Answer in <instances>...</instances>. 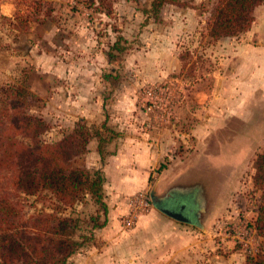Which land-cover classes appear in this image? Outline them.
Segmentation results:
<instances>
[{
	"label": "rangeland",
	"instance_id": "rangeland-1",
	"mask_svg": "<svg viewBox=\"0 0 264 264\" xmlns=\"http://www.w3.org/2000/svg\"><path fill=\"white\" fill-rule=\"evenodd\" d=\"M9 1L16 12L12 17L0 13L1 80H20L25 69L32 70L31 76L37 70H57L60 95H77L78 85L85 105L102 107L97 123L85 122L92 130L106 125L105 158L126 135L174 142L146 187L127 198L126 211L116 218L109 211L105 224L103 202L90 195L66 209L65 215L81 220L78 236L87 238L67 264H117L111 256L117 255V232L137 230L141 220H152L141 225L142 231H166L162 222L167 215L155 201L185 199L193 187L190 198L203 216L186 224L201 241L192 264H247L250 256L264 264V236L255 231L262 193L253 184L254 161L264 151V62L257 66V88L251 93L219 90L229 73L226 61L239 46L258 41L264 46V3L254 10L250 33L214 41L207 35V22L215 0L166 5L158 18L149 12L151 0H65L55 12L34 10L31 0H0V7ZM17 13L26 23L22 28H17ZM119 36L121 52L113 49ZM236 82L248 86L240 76ZM32 107L29 101L30 112ZM31 114L49 123L43 136L47 143L61 140L81 121L67 128L62 116ZM81 156L72 161L74 167ZM189 159L193 167L185 174L187 188L157 184L170 163ZM13 177L11 171H0V194L21 199ZM35 200L25 199L26 216L34 214Z\"/></svg>",
	"mask_w": 264,
	"mask_h": 264
},
{
	"label": "trees",
	"instance_id": "trees-1",
	"mask_svg": "<svg viewBox=\"0 0 264 264\" xmlns=\"http://www.w3.org/2000/svg\"><path fill=\"white\" fill-rule=\"evenodd\" d=\"M64 3L65 0H31L37 11L47 8L55 12ZM263 3L264 0H215L207 22L208 37L218 41L249 32L255 22L254 10ZM166 5L189 6L186 0H151L149 12L158 18ZM20 15L17 13L15 18L17 28L26 24ZM122 39V36L117 38L115 51L124 50ZM31 74L32 70L25 69L20 80L0 79V171L14 173L12 187L21 198L12 200L0 194V264H67L85 247L87 238L78 236L80 218L64 213L67 208L82 203L87 195L103 202L105 182L102 170L76 168L72 161L85 154L89 143L97 139V151L104 162L106 125L92 130L85 121H80L61 140L45 142L43 136L51 127L28 108ZM254 169L253 184L262 193L255 226L257 236L261 237L264 236V151L257 155ZM28 197L36 198L35 212L26 216L24 201ZM39 203L41 209L37 207ZM259 262V258L250 256L247 264Z\"/></svg>",
	"mask_w": 264,
	"mask_h": 264
},
{
	"label": "crops",
	"instance_id": "crops-1",
	"mask_svg": "<svg viewBox=\"0 0 264 264\" xmlns=\"http://www.w3.org/2000/svg\"><path fill=\"white\" fill-rule=\"evenodd\" d=\"M15 12L16 8L10 1L3 3L0 7V13L6 17H12ZM248 33L250 31L246 34ZM259 42L242 44L236 55L228 57L226 63L229 73L224 87L219 89L220 93L232 94L234 89H240L241 92L246 89L245 92L248 93L253 91L252 88L257 85L259 75L257 66L260 62H264V46ZM234 63H237L235 67ZM239 69L241 71L237 72ZM238 76L248 79V86L242 82L240 88L239 82H236ZM59 77L62 76L57 70L34 71L29 79L31 92L29 101L34 104L31 112L37 113L38 110V113L41 112L44 117L49 113L62 116L67 128L73 127L77 120L97 123L94 119L102 108L100 104L97 103L95 107L85 105L86 96L80 95L82 89L80 90L78 85H76L77 95H60L57 92ZM53 79H55L54 82H52ZM47 111H49L48 114ZM173 143V141L164 142L126 135L118 148L117 145L111 148L114 152L103 162L96 149L97 142L91 141L87 152L77 158L74 165L81 169L102 170L105 178L103 187L105 224L108 222L109 211L110 217L113 218L126 211L127 198L146 187L152 172H155L167 159ZM191 159L179 165L176 162L170 163L168 168L159 174L157 184L165 183L169 187L184 185L183 187L187 188L188 180H185L187 177L185 174L193 167ZM195 192L196 187H193L191 191H187L185 199L173 201L167 204V207H163L172 211H178L177 208L183 209L184 214H182L189 220L188 222L166 216L162 222L167 228L164 232L140 229L141 225L150 223L152 220H141L138 229L134 231H118L117 255L115 252L111 255L114 260L117 258V264H192L194 257L201 251V241L197 240L196 235L187 225L195 220L198 221L203 216V209L200 207L198 210L195 207L197 204L190 198Z\"/></svg>",
	"mask_w": 264,
	"mask_h": 264
},
{
	"label": "water",
	"instance_id": "water-1",
	"mask_svg": "<svg viewBox=\"0 0 264 264\" xmlns=\"http://www.w3.org/2000/svg\"><path fill=\"white\" fill-rule=\"evenodd\" d=\"M161 212H163L164 214H166L167 216L179 220V221H186L188 222L189 220H187V218H185L180 212L178 211H172L166 208H158Z\"/></svg>",
	"mask_w": 264,
	"mask_h": 264
},
{
	"label": "flooded vegetation",
	"instance_id": "flooded-vegetation-1",
	"mask_svg": "<svg viewBox=\"0 0 264 264\" xmlns=\"http://www.w3.org/2000/svg\"><path fill=\"white\" fill-rule=\"evenodd\" d=\"M155 204H156V206L158 207V208H163V207H167V204H160V203H158V201H155ZM178 209V212H180L181 214L183 213L184 214V211H183V209H181V208H177ZM182 214V215H183ZM184 216V215H183Z\"/></svg>",
	"mask_w": 264,
	"mask_h": 264
}]
</instances>
